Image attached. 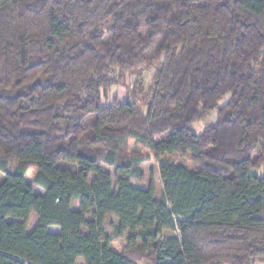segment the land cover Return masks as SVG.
<instances>
[{
	"label": "trees",
	"instance_id": "obj_1",
	"mask_svg": "<svg viewBox=\"0 0 264 264\" xmlns=\"http://www.w3.org/2000/svg\"><path fill=\"white\" fill-rule=\"evenodd\" d=\"M0 172V264L264 263V0H0Z\"/></svg>",
	"mask_w": 264,
	"mask_h": 264
},
{
	"label": "rangeland",
	"instance_id": "obj_2",
	"mask_svg": "<svg viewBox=\"0 0 264 264\" xmlns=\"http://www.w3.org/2000/svg\"><path fill=\"white\" fill-rule=\"evenodd\" d=\"M138 74L140 76H138ZM154 74V69H148L144 68L141 69L140 72H137L135 75L134 74H127V77L124 80V84L119 85V86H114L109 90L106 95L104 96V103L109 104L112 103L113 100H119V101H124L128 98L130 95L131 85H134L135 81L137 80V76L140 78H143L144 82L143 85L145 88H147L150 84L151 78ZM212 121V118H209L207 120H204L203 122L195 123L192 126V129L195 133L199 134L202 132L203 128L208 125ZM128 149L131 151L133 149H136V145L134 144L133 141H130ZM138 151L140 150V147L137 149ZM146 153V152H144ZM17 162L13 160V162L10 165V171L14 169L16 166ZM168 164H176V165H183L187 169L191 171H198L199 167L193 163L192 157L187 156V157H173V156H164L160 158L159 160L155 159L154 155L152 153H149L148 157L144 159V161L141 164V169L143 170L144 173V179L142 181H138L135 179L131 180V185L135 188H140L147 190L151 185L155 187L156 190V195L155 198L156 200H160L163 194V187H162V180L160 176V167L162 165H168ZM61 167H66L65 164H59ZM103 170L106 171L112 178V183L115 186L116 185V173L115 170L103 166ZM37 170L36 167H30L27 171L26 174V182L28 185H30L33 188V191L36 195H43L45 192L44 190L39 187L35 183V176H36ZM5 178V174L0 172V184ZM116 190V187H114ZM9 221H12V219H8ZM119 221L118 219L114 217H108L105 221L104 224V229L106 233L110 236L112 243V249L117 252H123L126 248L127 245V238L129 234L124 235L122 238L117 237V235L114 232V229L112 226L118 225ZM50 233L58 234L60 233V229L57 227H51L49 228ZM164 237H179V232H166L164 233ZM132 257L136 259L137 264H150L149 261L147 260V257L139 258L137 254H132ZM78 264H85L83 259L78 260Z\"/></svg>",
	"mask_w": 264,
	"mask_h": 264
},
{
	"label": "crops",
	"instance_id": "obj_3",
	"mask_svg": "<svg viewBox=\"0 0 264 264\" xmlns=\"http://www.w3.org/2000/svg\"><path fill=\"white\" fill-rule=\"evenodd\" d=\"M164 233H166V232H164ZM258 264H264V263H258Z\"/></svg>",
	"mask_w": 264,
	"mask_h": 264
}]
</instances>
